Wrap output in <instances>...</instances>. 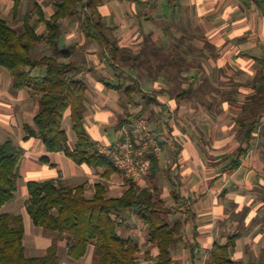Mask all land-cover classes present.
Masks as SVG:
<instances>
[{
	"label": "crops",
	"instance_id": "obj_1",
	"mask_svg": "<svg viewBox=\"0 0 264 264\" xmlns=\"http://www.w3.org/2000/svg\"><path fill=\"white\" fill-rule=\"evenodd\" d=\"M100 11L104 22L115 28L122 48H128L136 57L140 49L148 45L154 66L161 63V72H157L161 77L147 83L141 81L144 89L145 86L149 87L147 91L166 88L169 81L164 75L172 69L181 71L180 75L188 69L193 70L197 77L195 87L200 89L203 100L193 107L208 123L211 141L194 145L172 136L179 147L177 142L165 145L160 157L163 167L171 168L172 179L171 185L160 187L170 194L172 184L179 185L183 201L189 208L186 236L193 250L191 264H215L211 258L214 244L223 245L234 234H238V238L233 258L240 264H264V105L250 99L259 90L264 91V0H110L100 6ZM172 11L175 12L173 18ZM183 12L192 13L191 17L194 15V26L205 35L188 38L172 30V27L184 25ZM156 27L172 28V35L157 33ZM192 43L193 47L187 46ZM74 44L83 46L85 40L66 46ZM98 52L95 47L88 49L89 54L82 61L86 66L84 77L89 84L85 120L89 134L100 146H109L118 140L116 128L112 136L103 132V126L118 122L120 94L113 87L115 75L108 72L112 67L102 54L101 59L98 58ZM172 57L178 58L177 66L169 64ZM188 58L199 62L188 67V63L191 64ZM1 67L0 131L15 136L16 140L12 136L9 139L24 149L19 166V183L24 179V196L28 198L29 181L49 179L71 187L85 183L89 197L93 196L95 184L99 182L106 184L108 194L118 193L119 186L128 180L123 174L105 178L102 169L78 164L62 151L48 152L42 140L36 137L26 138L24 126L33 124L40 110L39 102L28 89L15 90L12 78L10 81ZM123 69L126 74L136 76L140 72L136 68ZM155 69L146 70L156 75ZM112 72L115 74L113 69ZM217 72L222 73L221 79L227 76V84L216 82ZM202 74L209 76L210 87L204 86L202 77H198ZM160 101L162 104L154 105L156 107L148 110L146 116L156 128L162 127L164 133L175 135L177 129L170 133L168 124L177 125L184 116L188 119L189 113L184 112L183 105L176 99L161 95ZM191 107L187 109L191 111ZM246 108L248 111L244 112ZM250 109H254L255 115ZM175 110L177 114H169ZM240 118L257 121L249 140H246L247 130L240 126ZM66 127L73 140L68 122ZM203 130L201 132H205ZM205 145L207 147H203ZM174 150L177 151L172 157ZM139 183L145 184L146 180ZM22 216L25 223V216Z\"/></svg>",
	"mask_w": 264,
	"mask_h": 264
},
{
	"label": "trees",
	"instance_id": "obj_2",
	"mask_svg": "<svg viewBox=\"0 0 264 264\" xmlns=\"http://www.w3.org/2000/svg\"><path fill=\"white\" fill-rule=\"evenodd\" d=\"M13 1V10L17 13L22 0ZM108 1L110 0H58L55 2V11L49 16L42 5L36 3L34 11H28L24 16L20 30L0 17V66L9 71L15 90L28 89L40 105L33 124L24 126L26 138L36 137L42 140L48 152L62 151L78 164L102 169V176L105 178H110L113 174L122 175L123 172L108 155L100 151L99 141L86 128L89 89L84 77L86 66L83 62L71 59L75 55L77 44L66 46L62 42L65 19L78 23L85 44L97 43L116 78L122 81L113 87L126 93L130 99H134V95L144 99L143 109L139 113L129 112L119 120L116 126L118 137L124 123L143 118L150 104H162L161 94L176 99L193 91L191 86L189 90L177 93L175 84H170L155 96L143 88L138 76L125 73L124 67L136 68L140 75L143 74V68L148 70L156 67L157 73L161 72L162 65L159 63L154 66L153 58L148 54V45L134 57L128 48H122L118 44L115 28L104 22L100 11V6ZM40 25L43 27L42 31L39 29ZM41 46L47 52L37 53ZM154 54L158 53L154 51ZM172 58L169 64L171 67L177 66L178 58ZM191 65L188 63V67ZM179 73L181 71L172 69L164 77L173 83ZM152 77L156 80L161 75L157 73ZM124 79L130 82L126 86L123 85ZM250 99L264 105V91L259 90ZM247 111L248 108L244 109V112ZM250 111L255 115L254 109ZM68 119L75 135L73 140L66 127ZM239 122L241 128L247 130L246 140L251 139L257 121L248 122V118H240ZM168 125L172 126L170 123ZM23 156L24 149L13 140L8 139L0 144V207L13 200L18 191L19 166ZM43 159L49 161L48 157ZM148 159L151 171L144 179L149 184L141 185L139 181L128 179L127 188L120 196H109L106 184L101 182L95 184V193L89 197L85 183L71 187L54 179L29 181L26 210L36 226L55 232L57 237L47 247L44 255L28 256L24 217L21 214L2 213L0 264H61L60 242L64 239L67 240V255L73 260L84 258L90 247H93V264H149L140 262V244L133 237L123 236L119 232V228L128 224L126 222L132 218H127L125 213L137 217L146 228L150 244L157 249V255L150 259L154 261L151 264H178L173 250L186 235L188 218L171 220V216L179 213L182 206L187 208L188 205L183 201L175 183L172 184L170 193L176 205H169L165 196H161L162 188L157 179L159 173L160 178H163L165 168L155 154L150 153ZM237 238L238 234H234L225 244H214L211 258L215 264H240L233 258ZM149 255L147 251L146 256Z\"/></svg>",
	"mask_w": 264,
	"mask_h": 264
},
{
	"label": "rangeland",
	"instance_id": "obj_3",
	"mask_svg": "<svg viewBox=\"0 0 264 264\" xmlns=\"http://www.w3.org/2000/svg\"><path fill=\"white\" fill-rule=\"evenodd\" d=\"M56 1H58V0H22L20 10L17 13H15L13 11V3H14L13 0H0V16L4 19H7L11 25H13L14 27H16L20 30L23 26L24 16L26 15V13L28 11H31V10L34 11L36 3H40V5H42L45 13L49 16L55 11V2ZM166 14H168V13L166 12ZM170 14H171L172 18L175 17L174 11H172ZM182 14L184 17V19H182L184 22V25L182 24L180 27L179 26L172 27L173 29L172 28H164V29L162 28L161 29V27H156V28H154V30H156L157 33L160 32V34H162L164 32V34H167V35H172L171 31L174 30L177 35L183 34V35H186V37H188V38H193V36H198V35H201V36L205 35L198 28V26L197 27L194 26L195 21L193 20L194 15L191 17L192 13L183 12ZM64 21H65L64 22V28H63L64 29V36L62 39L63 44L66 45L68 43H81V42H83L84 37H83V34L80 30L78 23H76L74 20H69V19H65ZM41 26L42 25L39 26L40 27L39 29L42 31L43 27H41ZM147 30L148 29H146V31ZM165 32H167V33H165ZM193 45L194 44L192 43V44H188L187 46L193 47ZM62 47H64V46H62ZM92 47L98 48V50L100 51V48L96 42H88V43L84 44V46H80L78 44L76 47L75 55L72 58L76 62L81 63L85 59V55H87L88 49H90ZM43 52H47V51L43 50L42 46L37 49V53L42 54ZM101 54H102L101 52H98V58H100V59H101ZM36 56H38V55H36ZM188 59H189L188 62L190 61L192 65L197 64L199 62L198 60L195 61V59H192V58H188ZM207 62L208 61L204 60V64L205 63L207 64ZM108 66H107V68H108ZM91 67L93 68V65H91ZM1 68L6 71V73L9 76V79L11 81V76L9 74V71L3 67H1ZM143 69H142L143 74L137 75L138 78L143 83H147L148 81L151 82L153 80L152 75H150V73L147 72V70L145 68H143ZM108 72L112 76L115 75L112 72V68H110L108 70ZM222 73H224V71ZM222 73L217 72L216 73L217 75L214 76V78L218 84L221 83L222 85H225L228 83V79L226 78L227 76L225 74H223V75L226 77H223L221 79L220 74H222ZM194 75H195L194 71L188 69L184 75H179L176 77V82H174V81H173V83L168 82V85L175 84L174 89L176 90L177 93H182L184 90L187 91V90H189V88L191 86H192V90H193V91H190L191 93L190 92L185 93L183 96H180V98H176V100L180 104L183 105L184 112L187 111L186 113L187 114L189 113L187 115L188 119L186 118V116H184L186 119L182 118L181 122H178L177 125L174 124L172 126H169L168 129H169L170 133L172 130H174V131L176 129L180 130L183 133V135L182 136L179 135L177 137L179 138V140H181L183 142H193L194 145H198V144L202 145L203 143H209V141H211V140H210V137L208 135V131H209L208 129L209 128H207V125H206L208 123H206L203 120V118H201V115L198 112L199 111L198 109H197L198 111H196V112L194 111L195 109H194L193 105L197 101L203 100V97L200 98L202 96V93L199 91L200 89H196V87H195L196 84L194 81L197 79V77H195ZM198 77L199 78L202 77V79H203L202 83L204 86L206 85L207 87H210L209 76L202 74L201 76H198ZM115 78H116V76H115ZM115 78H114L115 81L113 83L115 85H117V84H119L120 80H118L117 78L115 79ZM165 80L167 81L166 78H165ZM120 82H122V81H120ZM127 83H130L129 80L124 79L123 85L126 86ZM145 87H146L145 89L149 88L147 86H145ZM150 92L153 95L155 94V96H158V93H160V90L156 89V91H150ZM119 94H120L119 100H120V106H121V110L120 111L118 110L119 114L115 109H111V111H113L114 114H118V122L124 115L128 114L129 112H134L137 114L143 109L144 99L141 96L134 95V99H130V97H128L126 95V93H123L122 91L119 92ZM161 95H164V94H161ZM165 96L168 98L167 95H165ZM221 97H223V96L221 95ZM165 100H167V99L165 98ZM154 105H161V103L160 104H150L148 110L154 109L156 107ZM189 105L192 106L191 111H189L187 109L189 107ZM205 111L206 110H204V112ZM170 113H171V115H174L175 113L177 114V110L170 112ZM147 117L148 116H146V113H145L143 118L146 119L150 123V125H152L153 128H155L158 132H161V133L165 132L164 128L161 127V129H159V128H156L157 125H155L154 123L151 124V121ZM157 121L158 120H155V122H157ZM118 122H116V123L114 122V124L111 126H103V132L104 133L108 132L109 134L114 136L115 128H116ZM68 125L70 127L69 128L70 133L73 134V137H75L73 130L71 128L70 119H68ZM202 129H204L203 131H205V132H201ZM9 137L16 140V137L9 134L8 132L0 131V143L5 142L6 140L9 139ZM175 142H177V141L172 140V141H170V143H167L166 145L174 144ZM177 144H178V142H177ZM206 145L203 147H207ZM178 147H179V144H178ZM176 151L177 150H174L172 155L174 153H176ZM161 156H162V154H161ZM174 156L175 155H173L172 157H174ZM164 168H165V170L163 171L164 176H163V178H160L161 173H159L157 182H159L160 185H164V184H170L171 185V182H170L172 180L170 178V172H171L170 169L171 168H169L168 166H165ZM177 181H179V179ZM124 182L125 183L123 185L119 186L120 189L118 188V193L111 191L108 195L109 196H115V195L120 196V194H122L124 192V190H126V188H127V181L124 180ZM23 183H24V179H22L21 182L19 183V189L16 192L14 199L11 200L10 202H7L2 207H0V214L11 213V214H22V215H24L25 216V227H26V237H25L26 254L28 256H42L45 254L46 248L48 247V245L50 246L52 244L53 239H55L57 237V234L55 232L47 231L41 227H38L33 223L30 215L27 213L26 208H25V201H26L27 197L24 196ZM147 183L149 184V181H147L145 184L141 183V185H147ZM165 189H164V187L161 189L162 190L161 196H165V198L170 202L169 205H176L175 202L172 200L171 193L169 194L167 192V190H165ZM187 209L188 208H186L185 206H182L181 211L179 213L177 212L178 214L176 213V214H173L171 216V220H175L176 218L185 219L186 217H189L190 216L188 214L189 210H187ZM186 213H187V216L184 215ZM125 216L127 218H129L131 216L132 218H130L131 221L126 222L128 224L119 228L120 234L123 236L126 235L129 237H133L141 246V252L139 253L140 262L151 264L154 261L150 260V259L154 258L158 252H157V249L155 247H153L152 244H150L146 228L140 223V221L137 219V217L134 216L133 214L125 213ZM190 245H191V242L187 241V236L185 235L183 240H181L175 246V248L173 250V254H174V258L178 264H191L193 262L190 260L192 257V254H193L192 250L190 248ZM147 251H149V253H150L149 257L146 256ZM59 255L61 257V264H93V262H95V249L93 247H90L87 255L80 260H73V259L69 258V256L67 255V240L66 239H64L60 242ZM208 259L209 258H207L206 261ZM186 260H188V261L190 260V262L186 263Z\"/></svg>",
	"mask_w": 264,
	"mask_h": 264
},
{
	"label": "built area",
	"instance_id": "obj_4",
	"mask_svg": "<svg viewBox=\"0 0 264 264\" xmlns=\"http://www.w3.org/2000/svg\"><path fill=\"white\" fill-rule=\"evenodd\" d=\"M179 135H183L180 130L175 135L158 132L146 119L138 118L124 123L116 144L101 146L100 151L111 158L125 178L141 181L151 171L148 155L153 153L160 158L163 145L170 143L172 136Z\"/></svg>",
	"mask_w": 264,
	"mask_h": 264
}]
</instances>
